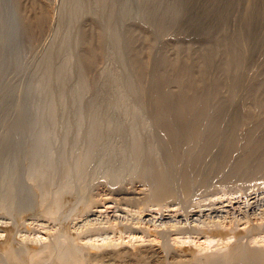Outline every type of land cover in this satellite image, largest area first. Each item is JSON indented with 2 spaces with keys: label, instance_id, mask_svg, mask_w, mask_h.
I'll list each match as a JSON object with an SVG mask.
<instances>
[{
  "label": "rangeland",
  "instance_id": "obj_1",
  "mask_svg": "<svg viewBox=\"0 0 264 264\" xmlns=\"http://www.w3.org/2000/svg\"><path fill=\"white\" fill-rule=\"evenodd\" d=\"M37 1L0 0V249L3 247L2 249L4 252L10 247L14 249V264H26V260L24 259L26 258L29 251L32 253L30 256L33 257L36 264H50L52 259L56 258L55 254H57L60 247H66L72 250L73 258L80 263L82 262L81 259L83 260L84 258L85 260L83 261L85 263L83 262V264H93L92 262L95 260V262H97L99 256H102L101 258L99 257V259L102 260L98 259L100 263L117 264L114 261L109 263L111 260L108 256L111 254H113L111 256H115L116 252H123L125 249L135 250L136 244L137 246L139 244L140 248H136V250H145L146 248L149 249L148 247H150L151 249H155L156 255L155 259H150L148 257L149 259L146 258L145 262H141V264H146V261L147 264H153L154 262L156 264H169L168 262H170V264H173V262L175 264H184L185 262L180 263V260H182L181 258L178 259V257L182 255L181 253L185 254L187 252L188 254L191 253L195 255L194 253L196 250L198 251L200 248L202 255H200V251H198V254H196V259H200H198V264H207L204 262V260L206 259L208 253L214 254L217 250V252L220 250L221 252H225L226 248H230L231 245L233 246L237 242V244H242L249 247H264V116H260L262 114L264 115V107L262 108L259 117L248 118L239 125L241 126L242 124H245L241 126L242 128L238 126L239 129L235 128L237 130L236 132L234 129L239 115L246 111V105L250 104L251 107L255 101L260 104L262 101V104H264V95H262L264 94V76H261L264 75V8L262 7L263 9H261L260 6H251L249 8L248 5L246 6V0H244L245 3L243 0H235L237 3H235L233 0L234 4L232 3V0H225V3L224 0H220L221 2L217 0L218 5H216V0ZM40 3L47 6L45 7V5H43L44 9L43 7L41 9L42 4ZM39 4L41 6H36ZM212 4L215 5L214 10ZM226 5L230 6V8ZM221 6H223L225 10L223 7L221 8ZM32 7H35V9ZM38 9L41 10L38 11ZM46 9L49 11H46ZM43 10L45 17L49 20L48 21L45 18L47 22H42L41 25L44 26V28H42L43 30L41 29V26L39 28L38 26L34 25V20H30L33 23L30 22L31 24L29 25L26 17L29 16L30 19H33L35 16L33 15V12L34 14H36V12L37 14L39 12V14H41V12L43 14ZM48 12H51V14ZM30 13L33 17L30 16ZM46 14L48 16L50 15L49 18ZM218 14L221 16V18L223 17L222 19L224 22L228 18L227 20L229 23L227 20L225 22L226 26L228 25L227 30L233 35L234 38L236 37V45H240H237L239 53H241V58L239 59H243V61L238 60L239 70L237 68V72L240 74V76L239 74L238 76L241 80L239 83L241 84H238V87L236 86L234 88L235 90L233 88L230 89L234 92L232 93L235 96L232 94L234 97H232L231 101L235 99L233 101L235 104L231 102L225 105L224 102L226 103V101H223L221 98L218 100L220 103L216 102L217 100L213 98L211 100L209 98L208 102L210 103H208V108L215 109V111L213 112L214 115L211 114L208 116V118H206L208 121H204L205 125L203 123V125L200 126V130H203V134L201 132L200 139L194 143H188L190 146L187 143L184 145V142H182L183 144H175L174 142L176 141L173 140L174 138L171 139L173 136L169 130H165L166 123L164 118H162L161 115H158L160 114V110L159 112L157 110L158 107L159 109L161 108V104L163 102L162 100L167 97L168 100L166 99V101L168 107H170L169 109L171 110H169L171 114H169V123H171V125L173 124L172 126H175L176 124L174 129L180 127L179 117H177L178 115L176 113L175 115L173 114L175 112L176 103L178 102L176 101L178 100L177 96H179L178 94L181 92V89H179L180 85L175 82L176 77H182L185 80L188 79L186 77L187 75L190 78H194L199 75L200 69L197 70L199 68L198 62H200L201 57L207 54L215 45V42L213 41L216 39V37H214L215 39L213 40L211 39L213 38L214 34L217 33L216 29L220 23L219 19L221 18ZM224 14L227 16L225 17ZM248 21L249 24L247 23ZM206 23L210 24L207 25ZM250 24L251 26H249ZM31 25H34L37 27V29L34 26L31 27ZM32 28L37 31L35 32V30ZM45 29L47 30L45 31ZM205 29L207 32L210 31V35L206 33ZM238 30L244 31V36L243 34H239L240 31L238 32ZM203 31H205V33ZM248 32L250 35L247 34ZM96 35H100V37ZM208 36H211L212 38H209ZM89 37L94 39V42L97 44L94 43L93 45V43H89ZM241 37H243V39ZM92 39H89L90 42L93 41ZM205 39L206 41H204ZM84 40L89 43L88 46ZM95 40H99L101 43ZM202 40L205 42V44L207 43V47L209 44V48L211 47L210 41L212 42L211 45L213 43L214 44L210 49L208 48V50ZM239 40L241 42L244 40L245 41L241 44ZM99 43L101 45H99ZM90 45H93L94 47H91ZM95 47L98 48L96 49ZM92 48L96 52H91L93 51L91 50ZM131 49L133 50L132 52ZM240 49H242V51H240ZM178 52H181L180 57L177 56L179 54ZM182 52L184 55H181ZM187 52L189 53L186 54ZM199 52H202L203 55ZM86 53H88L86 56L87 59H85L86 57L84 56ZM89 53L91 55H89ZM94 53H96V57ZM194 54H196V56ZM136 55L137 57H135ZM188 55L192 58L190 57V59H188ZM91 56L95 58L92 57V59H90ZM138 56H142L144 60L142 57L141 59ZM182 56L187 57L183 59L181 58ZM146 58L149 59L145 61ZM161 58L163 59L161 60ZM94 59L96 60L95 63L93 61ZM134 59H136V62ZM167 59L171 60L168 62ZM192 59L193 61L195 59L194 63L190 62ZM85 60H92L93 62L91 61L92 63L90 64L93 65H87V63L90 61L85 62ZM177 60H179V62ZM140 61H145L149 68H145L143 65L146 64L141 63ZM173 62L184 64L182 68L183 70L181 69L180 73L178 70V76H176L177 70L173 69L172 66V68L170 67ZM240 62H242L244 65L241 66L242 64ZM167 63L172 64L168 65ZM189 63L193 65L191 66ZM167 65L169 70L167 69ZM185 65L186 68H184ZM217 65L218 64L216 62L209 70L211 75L208 73L210 76L208 83L210 86L213 85L215 76L219 77L220 75L219 71H217ZM193 67L195 68V71H198L197 73L195 71H191L194 70ZM159 68L160 70H158ZM143 70L146 74H144ZM165 72H168V75H166ZM256 72H260V75H258ZM162 73L165 75H162ZM216 73L217 75H215ZM254 76L259 81L261 78L263 79L262 82L258 81L259 85H261L263 88L261 86L257 87V90L251 93L253 94V97L251 95L250 98L248 96V92H246L248 91L246 89V84L250 79L255 78ZM166 77H170L169 79L172 81L170 82V80L166 79ZM247 78L249 79L247 80ZM159 79L160 83H158L157 86ZM163 80L166 85L163 83ZM167 80L169 83L166 82ZM161 83H163L165 86H163ZM173 83L177 86L175 87ZM166 86H169L167 87L168 93L164 90ZM159 91L160 93L158 94ZM169 93L172 94L169 96L170 98L167 96ZM222 94L226 95L225 92H222ZM260 95L262 96L260 97ZM158 96L160 98L162 97V100L160 99L161 102L158 100ZM172 99L174 101H172ZM221 101L223 104H221ZM239 101H241L243 104H241ZM152 102L156 104L160 102L161 104L159 103L156 105ZM215 102L217 104H221L218 105V110L221 113L216 112L218 110L217 104L216 107L214 106ZM233 104V108L235 109L231 107ZM173 107L174 109H172ZM218 114H220V120L219 117L217 119ZM221 115L224 118H221ZM157 116H159V118H157ZM171 117L174 121L171 119ZM158 119H160L161 122ZM251 119H253L250 124L251 128L253 127L255 130L253 128L252 130L250 125H248V122L251 121ZM218 120L224 122L223 126L228 123L227 126H225L227 128H223V126H221L222 123ZM225 121H227V123H225ZM244 122L248 123V126ZM210 123L213 125V127L217 126V131L215 130V132H212V129L208 130L210 129ZM219 123L220 130L218 127ZM244 126L249 128L246 127L245 129ZM256 126H259V128ZM166 128H168L167 125ZM225 129L226 132H224ZM246 130L251 131V133ZM239 131H242V133H239ZM163 132L164 134L166 133L167 136L161 134ZM213 133H216L217 135L215 134V136ZM224 133H227V136ZM218 134L219 136L221 135V138L217 137ZM201 137L204 138V140ZM169 138L172 140V142ZM205 139L208 141V143L211 142L210 145H213L214 149L211 146L213 153L209 147V144L205 142ZM222 139L223 142L221 141ZM229 140L231 143H229ZM235 140H237L238 144ZM198 141H200V143ZM173 143L174 145L172 146L174 147L171 148V145L169 144ZM221 143L224 144L222 145ZM193 144L196 145V147H194ZM216 144H218V146ZM247 144L250 145L248 146ZM182 145L185 149L182 147ZM242 146L244 149H242ZM245 146H247V150ZM261 146H263V148ZM186 147L191 152H189L190 157L188 156V159L186 155L188 154V150H186ZM190 147L192 148L189 149ZM234 147H237L238 149L241 148L242 152L237 148L233 150L232 148ZM174 148H176V152H174ZM193 148L196 149L193 150L195 153H192ZM206 148L208 150H205L204 152V149ZM218 149H220V151L222 149V152H220ZM262 149L263 151H261ZM207 151L208 153H206ZM215 151L217 152L216 154ZM223 152H225V154ZM203 153H206L205 157L203 156ZM229 153L232 154V158L229 157ZM178 155L180 156V161H178ZM170 156H172L171 159ZM194 156L197 158V161L195 159L193 160ZM198 156L200 159H198ZM222 156L223 158H221ZM252 156L254 158H252L253 160L251 159ZM201 158L204 159L202 162L200 161L202 160ZM225 158L226 160H224ZM174 159L177 160V162L174 161ZM219 159L222 160H220L221 163ZM239 159L241 161L247 159V164L241 165ZM209 161L211 162L209 163ZM217 161L219 162L217 163ZM236 161H238L240 164H238L239 166L237 165ZM257 161H260V163L263 161L261 163L262 165H259V162ZM191 162H193L194 166L190 165L192 164ZM222 162L225 163L222 164ZM248 162L252 164H248ZM84 163L87 164L85 165ZM151 164H153V167ZM178 164L179 166L177 167ZM182 164H185L186 167ZM211 164L212 166L210 168ZM173 165H175L176 168ZM180 165H182V168ZM227 165L231 167H228ZM246 165H249L248 169ZM195 167L198 168L194 169ZM169 168L171 169L169 170ZM177 168L179 170L176 171ZM236 168L238 169L236 170ZM239 168L242 169L240 170ZM190 170L191 172H189ZM199 170L201 171L199 172ZM229 170L231 171V176L229 175L230 172L228 173ZM195 171H197V173ZM160 172H162V174H160ZM188 172L192 175H189ZM258 172L261 173L258 174ZM174 173L177 176H175ZM184 173L187 176H190V179L187 176L185 177ZM226 173L227 175H225ZM154 174L156 175L154 176ZM158 174L159 177L157 176ZM150 175L154 177L152 178ZM156 176L159 179L160 177L165 178L168 182L167 184L170 186H168L166 189V185L164 188H161L162 192L161 189L159 191V189H157L156 185L154 184L158 183L157 186L160 188L158 181L159 179H155ZM174 176L175 178L173 179ZM232 177L233 179H231ZM191 178L194 179V181H192ZM195 178H197L199 181ZM176 179H178V182L175 181ZM187 179L189 181L191 180L189 182L190 187H192L194 184L196 185H194L192 188H185L186 193H184L185 191H182L184 190V186L182 184ZM202 179H205L203 181L204 183L202 182ZM170 182L172 184L175 183L174 186L177 187L174 188ZM191 184L193 185L191 186ZM189 188L191 191L187 190ZM164 189L166 191L169 190L168 194L170 197L167 195V192ZM177 189L179 191L178 193H181L179 194L180 196L177 195ZM139 190H142L143 192L141 191L140 193ZM128 191L133 192L135 196L131 194L127 195ZM172 192L173 197H171ZM106 193L109 196H107ZM174 196H176V198H174ZM110 197H112V203ZM116 198L118 199L116 200ZM170 198L174 199L171 200ZM128 199H130V201ZM126 201H129V204ZM121 204L124 206V208L121 207ZM111 205L112 207H110ZM140 219L144 220L141 221ZM121 220L122 222H120ZM115 221L116 223H114ZM217 222H219L221 225L219 223L217 224ZM260 225L263 226L262 229L260 228ZM217 227L219 228V232L218 229H215L214 232L213 229ZM211 228L212 230H210ZM222 228H224L225 232ZM231 229L234 230L232 231ZM208 230L210 233L212 232L215 234H210ZM237 230L240 231L238 232ZM255 230H258V232ZM124 231L125 233H123ZM160 231L164 232H161L160 235ZM130 234L131 237L129 236ZM229 234H233V236H229ZM237 235H240V237ZM210 236H214L215 238V240H212L211 242V244H213L211 248H209L210 246L207 247L208 243L206 244L207 239L211 238ZM218 236L220 237L218 238ZM154 237L157 238V240ZM251 237H253V239L256 241H254ZM226 238L228 240L230 238L232 243H230V240L228 241ZM237 238H240V240ZM211 239H213V237ZM221 239L224 241L223 244ZM224 239L227 240L228 244ZM152 240H156L155 245ZM251 240L254 243H252ZM243 241L244 244L242 243ZM167 242L168 244H166ZM131 244L132 246H135L132 247ZM221 244L223 246H228L223 248ZM260 244L263 245L260 246ZM91 245L92 248H94L96 245L94 248L95 250L90 247ZM128 245L132 248L128 247ZM143 245L146 247L144 246V248ZM163 245H165V247ZM198 245H200V247ZM202 245L209 249L207 250V253L204 251V253H206L205 255H203V250L206 248L203 249ZM45 246L47 247V250ZM185 246H187L188 249L187 247L184 248ZM103 247H105V249ZM189 247H191L190 250L193 248V253L191 251L190 253L188 252ZM88 248H91L92 250L89 249V251ZM159 249L160 251L158 252ZM166 249L168 252L165 251ZM185 249L187 251H185ZM55 250H57V252ZM105 250H109L108 252L111 251V254ZM112 250L117 251H115V253L113 251L112 253ZM48 252L54 254L52 258L49 259L50 262L48 260ZM93 252H97L98 255L96 253L94 254ZM102 252L105 253L102 254ZM160 254L165 256V258ZM0 255H2L0 256L1 258H4L3 252H0ZM201 256H204V258H201ZM1 258V264L2 261L3 264H7L4 263L5 259ZM105 258H107L106 260L108 263H105ZM158 258L160 259L158 260ZM103 259L105 262H103ZM167 259L169 260L168 262L166 261ZM201 259L204 263L201 261ZM198 260H194V262L196 261L195 264L198 262ZM239 260L241 263L244 260L242 264L246 263L245 261H247L246 258H242L237 260L235 259L234 261H237V263H233L232 260L231 262L228 261L224 264H241L238 263ZM194 262L186 261L185 264H194ZM217 263L223 264L222 261H218L215 264Z\"/></svg>",
  "mask_w": 264,
  "mask_h": 264
},
{
  "label": "bare ground",
  "instance_id": "obj_2",
  "mask_svg": "<svg viewBox=\"0 0 264 264\" xmlns=\"http://www.w3.org/2000/svg\"><path fill=\"white\" fill-rule=\"evenodd\" d=\"M37 1V0H36ZM192 1V0H191ZM211 1H214V0H211ZM210 1V2H211ZM218 1H220V0H218ZM223 1V0H222ZM228 1V0H227ZM235 1V0H234ZM239 1V0H238ZM242 1V0H241ZM244 1V0H243ZM29 2V1H28ZM204 2V1H203ZM206 2H208V1H206ZM221 2V1H220ZM246 2H247V4H246V6L248 5L249 6V8L251 7V6H260V8L261 9H263L264 8V0H246ZM35 3V2H34ZM37 3H38V1H37ZM188 3V2H187ZM223 3V2H222ZM224 3H225V0H224ZM227 3V2H226ZM229 3H231V2H229ZM232 3H233V0H232ZM235 3H237L236 1H235ZM244 3H245V1H244ZM30 4V3H29ZM40 4H42V3H40ZM36 5V6H41V5ZM192 4V3H191ZM195 4V3H194ZM209 4V3H208ZM220 4V3H219ZM228 4V3H227ZM234 4V3H233ZM232 4V5H233ZM33 5V4H32ZM43 5H45V4H42V6H41V9H42V7H43ZM199 5V4H198ZM202 5H203V3H202ZM213 5V4H212ZM216 5H218L217 4V0H216ZM229 5V4H228ZM245 5V4H244ZM35 6V5H34ZM47 5H45V7H46ZM204 6V5H203ZM206 6V5H205ZM214 6L215 5H213V10H214ZM227 6V5H226ZM230 6H231V4H230ZM230 6H227V7H229L230 8ZM29 7V6H28ZM207 7V6H206ZM211 7V6H210ZM209 7V8H210ZM223 6H221V8H222ZM242 7V6H241ZM263 7V8H262ZM32 8H34L35 9V7H32ZM40 8V7H39ZM218 8H219V6H218ZM218 8H217V10H218ZM31 9V8H30ZM40 9V10H41ZM43 9H44V7H43ZM48 9V8H47ZM46 9V11H49V10H47ZM202 9H203V7H202ZM206 9H208V8H206ZM211 9H212V7H211ZM223 9L225 10V8L223 7ZM239 9V8H238ZM237 9V10H238ZM247 9V8H246ZM259 9V8H258ZM39 9H38V11H40ZM199 10V9H198ZM209 10V9H208ZM250 10V9H249ZM32 11H34V10H32ZM37 11V10H36ZM37 11V12H38ZM235 11V10H234ZM246 11V10H245ZM37 12H36V14H34V12H33V15H35L34 17L33 16H31V13H30V16L31 17H33V19L31 18L30 19V17L28 18V17H26L27 18V20H28V23H29V25L31 24V23H33V22H35L34 23V25H36V26H38L39 28H40V26H41V29L42 28H44V26L43 25H41L42 24V22L44 23V21H46V17H45V13H44V10H43V14H42V12H41V14H37ZM249 12V11H248ZM254 12V11H253ZM29 13V12H28ZM49 14H51V12H48ZM208 13V12H207ZM218 13V12H217ZM220 13H222V12H220ZM224 13V12H223ZM243 13V12H242ZM191 14H192V12H191ZM190 14V15H191ZM201 14V13H200ZM213 14V13H212ZM215 14V13H214ZM260 14V13H259ZM28 15V14H27ZM47 15V14H46ZM198 15V14H197ZM219 15V14H218ZM218 15H216V16H218ZM222 15V14H221ZM230 15V14H229ZM239 15V14H238ZM252 15V14H251ZM48 16V15H47ZM50 16V15H49ZM49 16H48V18H49ZM215 16V17H216ZM220 16V15H219ZM218 16V17H219ZM224 16H225V14H224ZM227 16V15H226ZM225 16V17H226ZM243 16V15H242ZM248 16V15H247ZM192 17V16H191ZM264 17V16H263ZM46 18V19H45ZM209 18V17H208ZM212 18V17H211ZM220 18H221V16H220ZM223 18V17H222ZM221 18V19H222ZM233 18V17H232ZM243 18V17H242ZM190 19V18H189ZM202 19V18H201ZM217 19V18H216ZM219 19V18H218ZM221 19H219L220 20V23H219V21H218V23H219V26H217L218 28L216 29V34H214V36H213V38L211 39V40H213V39H215L214 37H216V39L213 41V42H215V45H214V47H212V45L214 44H212L211 45V41H210V46L212 47H210L211 48V50L207 53V54H205V55H203V53L202 52H199V53H202V57H201V59H200V62H198V65H199V68L197 69V70H199V75L197 76V77H194V78H190L188 75L186 76L188 79H185L184 80V78H182V77H176V81H175V79H174V81L175 82H177L179 85H180V88L179 89H181L179 92H180V94H178L179 96H177L178 97V100H176V101H178L177 103H176V107H175V112H174V110H173V114L175 115V113L178 115L177 117H179V122H180V124H179V126L180 127H178V128H176V129H174L175 128V126H176V124H175V126H172L171 125V123H169V119H170V116H169V114H170V107H168V104H167V101H166V99L168 100V98L166 97V94H165V99H161L159 96H158V100H162L163 102H162V104L160 103L161 102V100H160V104H161V108L159 109V107H158V112H159V110H160V114H158V115H161L162 116V118H164V120H165V123H166V125L168 126V128H166V125H165V130H169V132L171 133V135L173 136H171L172 138L171 139H173L174 141H176V142H174L175 144L176 143H182V142H184V145H186L185 143H194V142H196L197 140H199L200 139V136H201V132L203 131H201L200 130V126H202L203 125V123H204V121L206 120V118H208V116L209 115H214L213 114V112L215 111V109H209L208 108V103H210V102H208V100H209V98H210V100L213 98V99H215V100H217L216 102H218V100L221 98L223 101L225 100L226 101V103L224 102V104L226 105V104H229V103H231V102H233V101H231L232 100V97H234L235 95L233 94L234 92L233 91H231L230 89H234L236 86L238 87V84H241V83H239L241 80L239 79V76H240V74H239V72H237V68H238V60L240 61L241 59H239V58H241V53H239V49H238V47H237V45H236V42H235V40H236V37L234 38L233 37V35L231 34V33H229V31L227 30L228 28V25L226 26V20L228 19H226L225 20V22L223 21V19H222V21H221ZM247 19V18H246ZM254 19V18H253ZM262 19V18H261ZM30 20H34L33 22H31ZM48 20V19H47ZM204 20V19H203ZM234 20V19H233ZM248 20V19H247ZM246 20V21H247ZM260 20V19H259ZM49 21V20H48ZM243 21V20H242ZM27 22V21H26ZM31 22V23H30ZM47 22V21H46ZM227 22H228V20H227ZM235 22V21H234ZM253 22V21H252ZM255 22V21H254ZM27 23V24H28ZM201 23V22H200ZM214 23V22H213ZM229 23V22H228ZM236 23V22H235ZM248 24H249V21L247 22ZM46 24V23H45ZM48 24V23H47ZM207 24V23H206ZM210 24V23H209ZM209 24H207V25H209ZM212 24V23H211ZM238 24V23H237ZM257 24V23H256ZM255 24V25H256ZM34 25H31V27L32 26H34ZM49 25V24H48ZM217 25V24H216ZM199 26V25H198ZM212 26V25H211ZM211 26H207V27H211ZM230 26V25H229ZM246 26H248V25H246ZM249 26H251V24L249 25ZM28 27V26H27ZM30 27V28H31ZM35 27V26H34ZM45 27H46V25H45ZM196 27V26H195ZM239 27V26H238ZM36 29H37V27H35ZM199 28H200V26H199ZM216 28V27H215ZM248 28V27H247ZM253 28V27H252ZM33 29V28H32ZM40 29V30H41ZM208 29H210V28H208ZM263 29V28H262ZM33 30H35V29H33ZM39 30V31H40ZM43 30V29H42ZM41 30V31H42ZM47 29H45V31H46ZM200 30H202V29H200ZM206 30V29H205ZM212 30V29H211ZM213 30H214V28H213ZM230 30V29H229ZM245 30V29H244ZM249 30V29H248ZM250 30H251V27H250ZM37 30H35V32H36ZM197 31V30H196ZM209 31V30H208ZM235 31V30H234ZM240 30H238V32H239ZM30 32H32V31H30ZM198 32V31H197ZM204 33H205V31H203ZM237 32V33H238ZM253 32V31H252ZM39 33V32H38ZM37 33V34H38ZM88 33V32H87ZM86 33V34H87ZM98 33V32H97ZM206 33L208 34V35H210V31L209 32H207V30H206ZM215 33V32H214ZM234 33V32H233ZM244 31H240L239 32V34H243V36H244ZM262 33V32H261ZM90 34V33H89ZM212 34V33H211ZM247 34H249V32L247 33ZM93 35V34H92ZM95 35V34H94ZM206 35V34H205ZM205 35H203V36H205ZM246 35V34H245ZM250 35V34H249ZM85 36V35H84ZM84 36H82V37H84ZM96 36H99L100 37V35H96ZM95 36V37H96ZM207 36V35H206ZM248 36V35H247ZM260 36V35H259ZM264 36V35H263ZM102 37V36H101ZM209 37V36H208ZM209 37V38H210ZM249 37V36H248ZM85 38V37H84ZM94 38V37H93ZM98 38V37H97ZM135 38V37H134ZM202 38V37H201ZM242 39H243V37H241ZM89 39H92V38H88V42L89 43H93V45H94V43H96V42H94V39H92L93 41H91L90 42V40ZM101 39V38H100ZM99 39V40H100ZM139 39V38H138ZM137 39V40H138ZM237 39H238V37H237ZM241 39V40H242ZM82 40H83V38H82ZM99 40H95V41H98V42H100ZM145 40V39H144ZM248 40V39H247ZM85 42H86V40H84ZM102 41V40H101ZM203 41V40H202ZM201 41V42H202ZM204 41H206V39L204 40ZM203 41V42H204ZM209 41H208V43H209ZM240 41V40H239ZM245 41V40H244ZM244 41H242L243 43H244ZM241 42V41H240ZM242 42H241V44H242ZM87 43V42H86ZM89 43H87V46L89 45ZM101 43V42H100ZM99 43V45H101ZM133 43V42H132ZM137 43V42H136ZM239 43V42H238ZM97 44V43H96ZM207 44V43H206ZM205 44V42H204V45H206ZM240 44V43H239ZM93 45H90L91 47L93 46ZM136 45V44H135ZM149 45V44H148ZM147 45V46H148ZM89 46V47H90ZM238 46H240V45H238ZM94 47V46H93ZM203 47V46H202ZM205 47H207V45L205 46ZM205 47H203V48H205ZM96 49L98 48V47H95ZM132 48V47H131ZM134 48V47H133ZM137 48V47H136ZM147 48H149V47H147ZM209 48V44H208V47H207V49ZM209 48V49H210ZM240 48V47H239ZM89 49V48H88ZM208 49V50H209ZM243 49H245V48H243ZM91 50H93V51H91V52H96V51H94V49L92 48ZM138 50V49H137ZM143 50V49H142ZM246 50V49H245ZM133 50L131 49V52H132ZM139 51V50H138ZM137 51V52H138ZM240 51H242V49H240ZM90 52V51H89ZM131 52H130V54H131ZM146 52V51H145ZM186 52V51H185ZM204 52L206 53V51L204 50ZM144 53V52H143ZM142 53V54H143ZM147 53V52H146ZM179 53V52H178ZM181 53V52H180ZM180 53L177 55V56H179L180 57ZM189 52H187L186 54H188ZM246 53V52H245ZM87 54L88 53H86L84 56L86 57L87 56ZM98 54H99V52H98ZM135 54V53H134ZM133 54V55H134ZM150 54H152V53H150ZM89 55H91L90 53H89ZM93 55V54H92ZM94 55H95V57H96V53H94ZM139 55H141V54H139ZM176 55V54H175ZM181 55H184L183 54V52H182V54ZM190 55H191V53H190ZM195 56H196V54H194ZM201 55V54H200ZM199 55V56H200ZM146 56V55H145ZM148 56H149V53H148ZM192 56V55H191ZM190 56V57H191ZM199 56H197V57H199ZM242 56H244V55H242ZM89 57V56H88ZM92 57L93 56H91V58L90 59H92ZM95 57H93V58H95ZM135 57H137V55L135 56ZM134 57V58H135ZM138 57H140V56H138ZM142 57V56H141ZM140 57V58H141ZM147 57V56H146ZM178 57V58H179ZM185 57H187V56H182L181 58H185ZM188 57H189V55H188ZM190 57L188 58V59H190ZM99 58V57H98ZM139 58V59H140ZM143 58V57H142ZM141 58V59H142ZM168 58V57H167ZM174 58V57H173ZM178 58H175V59H178ZM180 58V59H181ZM192 58V57H191ZM196 58V57H195ZM85 59H87V57L85 58ZM132 59V58H131ZM149 58H146V60L145 61H147ZM163 58H161V60H162ZM179 59V60H180ZM198 59V58H197ZM196 59V60H197ZM96 60H97V58H96ZM95 59L93 60L94 61V63H95V61H96ZM136 59H134V61H135ZM143 60H144V58H143ZM168 60V59H167ZM169 60H171V59H169ZM169 60H168V62H169ZM173 60V59H172ZM179 60H177L178 62H179ZM182 60V59H181ZM84 61V60H83ZM88 61H90V62H88ZM85 60V62H88L87 63V65H89L90 63H92L93 61L92 60ZM92 61V62H91ZM98 61V60H97ZM145 61H140L141 63H144V64H146L145 63ZM174 61H176V60H174ZM183 61V60H182ZM181 61V62H182ZM186 61H188V60H186ZM192 61H193V59H192ZM192 61H190L191 63H194L195 62V59H194V61L192 62ZM198 61H199V59H198ZM241 61H243V59L241 60ZM136 62V61H135ZM138 62V61H137ZM171 62V61H170ZM217 62V66H218V68H217V71H219V77H217V76H215V75H217V73L214 75L215 76V80H214V83H213V85H211L210 86V84L208 83V81H209V75H208V73H209V70L214 66V64ZM245 62V61H244ZM133 63V62H132ZM139 63V62H138ZM241 64H242V62H240ZM148 64H149V62H148ZM168 65H170V64H172V63H167ZM184 64H185V61H184ZM184 64H180V63H177V62H173V64L172 65H170V67L172 66L173 67V69H176L177 70V75L176 76H178V70H179V73H180V71H181V69L183 68V66H184ZM187 64V63H186ZM190 64V63H189ZM197 64V63H196ZM90 65H93V64H90ZM89 65V66H90ZM95 65V64H94ZM135 65V64H134ZM137 65V64H136ZM139 65V64H138ZM147 65V64H146ZM146 65H143V66H145V68H147L148 67V65L146 66ZM168 65H167V69H168ZM191 66L193 65V64H190ZM244 64H242L241 66H243ZM150 66V65H149ZM165 66H166V64H165ZM195 66V65H194ZM197 66V65H196ZM239 66H240V64H239ZM264 66V65H263ZM171 67V68H172ZM198 67V66H197ZM138 68V67H137ZM140 68V67H139ZM149 68V67H148ZM166 68V67H165ZM170 68V69H171ZM184 68H186V65H185V67ZM194 68V67H193ZM242 68V67H241ZM142 69V68H141ZM143 69H144V67H143ZM172 69V70H173ZM216 69V68H215ZM245 69V68H244ZM145 70H147V69H145ZM158 70H160V68L158 69ZM169 70V69H168ZM167 70V71H168ZM172 70H170V71H172ZM175 70V71H176ZM183 70V69H182ZM186 70V69H185ZM190 70V69H189ZM195 71V68H194V70H191V71H195L196 73L198 72V71ZM238 70H239V68H238ZM241 70H243V69H241ZM138 71H139V69H138ZM141 71V70H140ZM148 71V70H147ZM175 71H174V73H175ZM143 72H144V70H143ZM162 72V71H161ZM212 72H213V69H212ZM139 73H142V72H139ZM157 73V72H156ZM168 73V72H167ZM166 72H165V74L166 75H168ZM181 73H183V72H181ZM187 73V72H186ZM190 73H192V72H190ZM257 73V72H256ZM260 73V72H259ZM259 73H257L258 75H260ZM137 74V73H136ZM144 74H146L145 72H144ZM164 73H162V75H163ZM164 74V75H165ZM173 74V73H172ZM185 74V73H184ZM194 74V73H193ZM210 74V73H209ZM214 74V73H213ZM238 74H239V76H238ZM262 74V73H261ZM160 75V74H159ZM183 75V74H182ZM196 75V74H195ZM195 75H193V76H195ZM211 75V74H210ZM257 75V76H258ZM142 76V75H141ZM145 76V75H144ZM183 76H185V75H183ZM192 76V77H193ZM246 76V75H245ZM248 76V75H247ZM250 76V75H249ZM253 76V75H252ZM261 76H264V75H261ZM157 77V76H156ZM160 77H162V76H160ZM159 77V78H160ZM165 77V76H164ZM175 77V76H174ZM173 77V78H174ZM185 77V78H186ZM255 77V76H254ZM170 78V77H169ZM169 78H167L166 77V79H169ZM171 78H172V75H171ZM178 78V79H177ZM212 78V77H211ZM214 78V77H213ZM252 78V77H251ZM259 78H261V77H259ZM258 78V79H259ZM156 79V78H155ZM160 79H162V78H160ZM160 79L158 80L159 82H157V86H158V83H160ZM249 78H247V80H248ZM170 80V79H169ZM213 80V79H212ZM262 78H261V82H262ZM172 80H170V82H171ZM259 80H257V78L255 77V78H252V79H250L249 80V82L246 84V89L248 90V91H246V92H248V96L250 97L251 95H252V97H253V94H251V93H253V92H255L256 90H257V87H259V86H261V85H259V82H258ZM162 82V81H161ZM166 82H168V80L166 81ZM212 82V81H211ZM246 82V81H245ZM163 83L165 84V82H164V80H163ZM163 83H161L162 85H163ZM169 83V82H168ZM168 83H167V85H168ZM174 84V83H173ZM212 84V83H211ZM245 84V83H244ZM262 84V83H261ZM160 85V84H159ZM161 85V86H162ZM166 85V84H165ZM165 85H163V86H165ZM171 85H172V83H171ZM175 85V84H174ZM243 85V84H242ZM170 86V85H169ZM169 86H166V88H164V90L167 92V87H169ZM177 85H175V87H176ZM264 86V85H263ZM262 87V86H261ZM158 88V87H157ZM161 88V87H160ZM223 88V89H222ZM243 88V87H242ZM244 88H245V86H244ZM263 88V87H262ZM142 89V88H141ZM176 90H178L177 88H175ZM240 89V88H239ZM260 89V88H259ZM164 90H162V91H164ZM169 90V89H168ZM171 90V89H170ZM222 90H224V91H222ZM235 90V89H234ZM261 90V89H260ZM175 91V90H174ZM173 91V92H174ZM238 91V90H237ZM245 91V90H244ZM244 91H242V92H244ZM263 91V90H262ZM172 92V93H173ZM178 92V93H179ZM222 92H225L226 93V95H223L222 94ZM233 92V93H232ZM259 92V91H258ZM160 93V91L158 92V94ZM161 93H163V92H161ZM165 93V92H164ZM168 93V92H167ZM171 93V92H170ZM169 93V95H167L168 97L170 96V95H172V94H170ZM238 93V92H237ZM240 93V92H239ZM260 93V92H259ZM264 93V92H263ZM146 94V93H145ZM144 94V95H145ZM151 94V93H150ZM155 94V93H154ZM232 94L234 95V96H232ZM246 94V93H245ZM256 94H257V92H256ZM174 95H177V94H174ZM237 95V94H236ZM259 95V94H258ZM257 95V96H258ZM262 95H264V94H262ZM262 95H260V97L262 96ZM154 96V95H153ZM162 96H163V94H162ZM245 96V95H244ZM172 97V96H171ZM175 97V96H174ZM189 99H188V98ZM238 97H239V95H238ZM241 97V96H240ZM243 97V96H242ZM247 97V96H246ZM245 97V98H246ZM249 97H248V99H249ZM147 98V97H146ZM164 98V97H163ZM170 98V97H169ZM187 98V99H186ZM236 98H237V96H236ZM251 98V97H250ZM255 98V97H254ZM152 99H154V98H152ZM156 99V100H157ZM175 99V98H174ZM186 99V100H185ZM242 99V98H241ZM240 99V100H241ZM244 99V98H243ZM156 100H155V102H156ZM157 100V101H158ZM246 100V99H245ZM251 100V99H250ZM259 100H260V98H259ZM259 100H258V102H259ZM263 100H264V98H263ZM154 101V100H153ZM172 101H174L173 99H172ZM213 101V100H212ZM211 101V102H212ZM238 101V100H237ZM241 101H243V100H241ZM241 101H239V102H241ZM215 102V107H216V103ZM152 103H154V102H152ZM157 103V102H156ZM156 103H154V104H156ZM158 103V104H159ZM168 103H170V102H168ZM218 103H220V102H218ZM234 103V102H233ZM248 103V102H247ZM246 103V104H247ZM158 104H156V105H158ZM214 104V103H213ZM212 104V105H213ZM221 104H223L222 103V101H221ZM221 104H217V110H218V105H221ZM235 104V103H234ZM234 104L233 105H231V107L233 108V106H234ZM237 104V103H236ZM241 104H243L242 102H241ZM245 104V103H244ZM249 104V103H248ZM224 106V105H223ZM222 106V107H223ZM248 106V107H247ZM154 107H155V105H154ZM172 107V106H171ZM230 107V106H229ZM264 107V104H262V101H261V104L260 103H257V101H255V103H253V105L250 107V104L249 105H246L245 106V108H247V109H245L246 111H244L242 114H240L239 115V118H238V120H237V122H236V124H235V126H234V129L235 128H238V126L244 121V120H246V119H248V118H251V117H254V118H257V117H259V115L261 114L260 112H261V110H262V108ZM214 108V107H213ZM238 108V107H237ZM236 108V109H237ZM172 109H174V107L172 108ZM220 109H221V107H220ZM233 109H235V108H233ZM170 110V111H169ZM222 110H223V108H222ZM221 110V111H222ZM227 110H228V108H227ZM243 110V109H242ZM156 111V110H155ZM229 111H230V109H229ZM239 111V110H238ZM217 113L219 112V113H221L219 110L218 111H216ZM172 114V115H173ZM226 114H228V113H226ZM230 114H231V112H230ZM171 115V114H170ZM220 114H218L217 115V119H218V117H219V120H220V116H219ZM260 116H264L263 114L262 115H260ZM211 117V116H210ZM226 117V116H225ZM228 117H229V115H228ZM157 118H159V116H157ZM221 118H224V117H222V115H221ZM264 118V117H263ZM161 119V118H160ZM160 119H158L159 121H160ZM171 119L173 120V118L171 117ZM226 119V118H225ZM234 119V118H233ZM259 119V118H258ZM216 120V119H215ZM218 120V121H219ZM222 120H224V119H222ZM252 120L253 119H251V121H249L248 123H246V122H244V123H246V125L248 124V125H250L251 124V122H252ZM262 120V119H261ZM156 121V120H155ZM174 121V120H173ZM206 121H208V119L206 120ZM218 121H216V122H218ZM255 121V120H254ZM161 122V121H160ZM164 122V121H163ZM172 122V121H171ZM178 122V123H179ZM213 122H214V120H213ZM219 122H221V121H219ZM235 122V121H234ZM233 122V123H234ZM263 122V121H262ZM159 123V122H158ZM174 123V122H173ZM222 123V125L221 126H223V121L221 122ZM225 123H227V121H225ZM255 123V122H254ZM253 123V124H254ZM260 123H261V121H260ZM161 124H163V123H161ZM207 124V123H206ZM228 124V123H227ZM227 124L225 125V126H227ZM258 124V123H257ZM158 125V124H157ZM204 125H205V123H204ZM243 125H245V124H242L241 126H243ZM247 125V126H248ZM259 125V124H258ZM190 126H192V127H190ZM225 126H223V128L225 127ZM241 126H239L240 128H242ZM246 126V127H247ZM262 126V125H261ZM162 127V126H161ZM164 127V126H163ZM210 129H208V130H211L212 129V132H215V130H216V128H217V126L216 127H213V125L210 123ZM219 130H220V123H219ZM245 127V126H244ZM243 127V128H244ZM246 127H245V129H246ZM256 127H258L259 128V126H256ZM156 128V127H155ZM190 128H191V130H190ZM225 128H227V127H225ZM229 128V127H228ZM247 128H249V127H247ZM250 128H251V125H250ZM253 128V127H252ZM251 128V129H252ZM261 128H263V127H261ZM239 129V128H238ZM250 129V130H251ZM254 130H255V128H253ZM252 129V130H253ZM161 130V129H160ZM163 130V129H162ZM205 130V129H204ZM223 130V129H222ZM241 130V129H240ZM244 130V129H243ZM164 131V130H163ZM217 131V130H216ZM228 131H229V129H228ZM227 131V132H228ZM237 130L235 129V132H236ZM246 131H248V130H246ZM206 132H207V130H206ZM224 132H226V129H225V131ZM230 132V131H229ZM242 133V131H239V133ZM248 132H250L251 133V131H248ZM161 134H164V132L163 133H161ZM202 134H203V132H202ZM207 134V133H206ZM210 134H211V132H210ZM214 134V133H213ZM216 134V133H215ZM214 134V135H215ZM224 134H226V136H227V133H224ZM248 134V133H247ZM246 134V135H247ZM167 136V134L165 133L164 134V136ZM169 135V134H168ZM217 135V134H216ZM215 135V136H216ZM229 135V134H228ZM237 135V134H236ZM249 135V134H248ZM251 135V134H250ZM254 135V134H253ZM203 136H205V135H203ZM221 136V135H220ZM219 136V134H218V136L217 137H220ZM169 137H170V135H169ZM209 137V136H208ZM213 137V136H212ZM222 137H223V135H222ZM237 137V136H236ZM202 138V137H201ZM214 138V137H213ZM221 138V137H220ZM219 138V139H220ZM224 138V137H223ZM227 138V137H226ZM254 138V137H253ZM170 139V138H169ZM170 139V141L172 142V140ZM203 140H204V138H202ZM208 139V138H207ZM236 139V138H235ZM237 139H239V138H237ZM163 140H164V138H163ZM165 140H166V137H165ZM168 140V139H167ZM214 140V139H213ZM225 140V139H224ZM249 140V139H248ZM252 140V139H251ZM255 140V139H254ZM169 141V140H168ZM202 141V140H201ZM211 141V140H210ZM209 141V142H210ZM216 141V140H215ZM218 141V140H217ZM222 142H223V139L221 140ZM236 141V143H237V140H235ZM136 142V141H135ZM167 142V141H166ZM199 143H200V141H198ZM205 142H207L208 143V141H206V139H205ZM225 142V141H224ZM168 143V142H167ZM174 143L173 144H169V145H171V148L172 147H174V146H172V145H174ZM206 143V144H207ZM211 143V142H210ZM210 143H208L209 144V147L211 148V146H212V148H213V145L211 144L210 145ZM229 143H231V141L229 140ZM235 143V144H236ZM241 143V142H240ZM248 143V142H247ZM251 143V142H250ZM135 144V143H134ZM183 144V143H182ZM205 144V145H206ZM222 144V143H221ZM224 144V143H223ZM222 144V145H223ZM238 144V143H237ZM236 144V145H237ZM255 144V143H254ZM138 145H139V143H138ZM179 145H181V144H179ZM189 145V144H188ZM187 145V146H188ZM194 145V144H193ZM201 145V144H200ZM215 145V144H214ZM217 146H218V144H216ZM221 145V146H222ZM231 145H233V144H231ZM248 146L250 145V144H247ZM141 146V145H140ZM176 146V145H175ZM178 146V145H177ZM190 146V145H189ZM188 146V147H189ZM192 146V145H191ZM202 146V145H201ZM217 146H215V147H217ZM219 146H220V143H219ZM170 147V146H169ZM180 147V146H179ZM182 147H183V145H182ZM194 147H196V145H194ZM203 147H206V146H203ZM202 147V148H203ZM208 147V148H209ZM230 147V146H229ZM243 147V146H242ZM246 147V150H247V146H245ZM262 148H263V146H261ZM93 148V147H92ZM91 148V149H92ZM184 148V147H183ZM192 147H190L189 149H191ZM199 148H200V146H199ZM212 148H211V151H212V153H213V150H212ZM220 148V147H219ZM228 148V147H227ZM235 148H237V147H234V148H232L233 150H235ZM89 149V148H88ZM135 149H136V147H135ZM140 149H141V147H140ZM175 149V151L174 152H176V148H174ZM173 149V150H174ZM181 149V148H180ZM185 149V148H184ZM214 149V148H213ZM216 149V148H215ZM223 149V148H222ZM222 149H221V151H220V149H218L220 152H222ZM228 149H230V148H228ZM231 149V150H232ZM238 149V148H237ZM242 149H244V147L242 148ZM249 149V148H248ZM251 149V148H250ZM261 149V148H260ZM171 150V149H170ZM172 150V151H173ZM186 150H188L187 149V147H186ZM193 150H196V149H192V153L194 152ZM200 150V149H199ZM205 150H208L207 148L206 149H204V152H205ZM210 150V149H209ZM225 150H227V149H225ZM238 150H240L241 151V148L240 149H238ZM88 151V150H87ZM137 151V150H136ZM182 151H183V149H182ZM202 151V150H201ZM217 151V150H216ZM215 151V154L218 152H216ZM228 151V150H227ZM237 151V150H236ZM244 151V150H243ZM256 151V150H255ZM261 151H263V149L261 150ZM260 151V152H261ZM171 152V151H170ZM173 152V153H174ZM178 152H179V149H178ZM186 152V151H185ZM189 152H190V150H188V154H186L187 155V159L190 157L189 156ZM203 152V151H202ZM202 152H199V153H202ZM233 153H235L234 151H232ZM242 152V151H241ZM182 153V152H181ZM187 153V152H186ZM191 153V152H190ZM195 153V152H194ZM206 153H208V151L206 152ZM205 153V154H206ZM219 153V152H218ZM224 154H225V152H223ZM261 153H263V152H261ZM170 154V153H169ZM204 154V153H203ZM205 154L203 155L204 157H205ZM211 154V153H210ZM220 154V153H219ZM230 154V153H229ZM90 155V154H89ZM172 155V154H171ZM174 155H175V153H174ZM192 155H194V154H192ZM197 155V154H196ZM200 155V154H199ZM221 155V154H220ZM243 155H245V154H243ZM247 155V154H246ZM253 155V154H252ZM256 155V154H255ZM189 156V157H188ZM217 156V155H216ZM224 156V155H223ZM223 156L221 157V158H223ZM232 156V154H230V156L229 157H231ZM167 157V156H166ZM171 157L172 156H170V159H171ZM175 157H177V156H175ZM192 157V156H191ZM202 157V156H201ZM203 157V158H204ZM226 157V156H225ZM237 157V156H236ZM246 157V156H245ZM245 157H243V158H245ZM86 158H87V156H86ZM174 158V157H173ZM173 158H172V161H173ZM180 158V156L178 155V159ZM182 158V157H181ZM186 158V157H185ZM211 158V157H210ZM220 158V157H219ZM232 158V157H231ZM253 158V156L251 157V159ZM261 158H262V156H261ZM139 159V158H138ZM137 159V160H138ZM142 159V158H141ZM177 159V158H176ZM177 159V160H178ZM183 159V158H182ZM181 159V160H182ZM196 160L197 158H195V156L193 157V160ZM198 159H200L199 158V156H198ZM202 159V158H201ZM208 159V158H207ZM250 159V158H249ZM250 159V160H251ZM254 159V158H253ZM252 159V160H253ZM177 160H175L174 159V161H176L177 162ZM192 160V161H193ZM204 159H202V160H200L201 162L203 161ZM215 160V159H214ZM221 159H219V161H220ZM224 160H226V158L224 159ZM227 160H228V155H227ZM240 160V159H239ZM247 160V159H246ZM245 159L244 160H240V162H241V165H245V164H247V161H246ZM85 161V160H84ZM141 161V160H140ZM170 161V160H169ZM178 161H180V159L178 160ZM183 161V160H182ZM190 161H191V159H190ZM189 161V162H190ZM197 161V160H196ZM207 161V160H206ZM212 161V160H211ZM211 161H209V163L211 162ZM219 161H217V163L219 162ZM222 161V160H221ZM221 161H220V163H221ZM81 162H83V161H81ZM81 162H79V163H81ZM138 162V161H137ZM136 162V163H137ZM187 162V161H186ZM199 162V161H198ZM197 162V163H198ZM225 162H227V161H225ZM225 162H222V164L223 163H225ZM230 162H231V160H230ZM250 162H252V161H250ZM256 162V161H255ZM257 162H259L258 164L260 165L263 161H261V163H260V161H257ZM192 164H190V165H192V166H194L193 165V162H191ZM195 163V162H194ZM213 163H215V162H213ZM212 163V164H213ZM216 163V164H217ZM236 163H237V165L239 164L238 163V161H236ZM85 164V163H84ZM87 164V163H86ZM85 164V165H86ZM140 164H141V162H140ZM143 164V163H142ZM170 164H171V162H170ZM173 164H174V162H173ZM188 164V163H187ZM201 164V163H200ZM212 164L210 165V168H211V166H212ZM229 164V163H228ZM248 164H252V163H249L248 162ZM146 165V164H145ZM153 164H151V166H152ZM172 165V164H171ZM176 165V164H175ZM175 165H173V166H175ZM182 165H184L185 167H186V165L185 164H182ZM182 165H180V167L182 166ZM205 165H206V162H205ZM230 165V164H229ZM240 165V164H239ZM238 165V166H239ZM262 165V164H261ZM139 166V165H138ZM137 166V167H138ZM158 166V165H157ZM179 166V164L177 165V167ZM192 166H191V168H192ZM203 166V165H202ZM218 166V165H217ZM225 166V165H224ZM228 166V165H227ZM249 166V165H248ZM248 166L246 165V167H247V169H248ZM80 167V166H79ZM145 167V166H144ZM149 167V166H148ZM147 167V168H148ZM153 167V166H152ZM188 167V166H187ZM213 167H215V166H213ZM219 167H220V165H219ZM223 167V166H222ZM228 167H231V166H228ZM243 167V166H242ZM245 167V166H244ZM258 167V166H257ZM264 167V166H263ZM73 168V167H72ZM81 168V167H80ZM141 168V167H140ZM139 168V169H140ZM151 168V167H150ZM172 168H174V167H172ZM175 168H176V166H175ZM182 168V167H181ZM190 168V169H191ZM196 168H198V167H195L194 169H196ZM251 168V167H250ZM253 168V167H252ZM260 168V167H259ZM69 169V168H68ZM82 169H83V167H82ZM85 169V168H84ZM138 169V168H137ZM146 169V168H145ZM156 169V168H155ZM154 169V170H155ZM171 168H169V170H170ZM189 169V168H188ZM188 169H186V170H188ZM200 169V168H199ZM203 169V168H202ZM222 169V168H221ZM223 169H224V167H223ZM235 169V168H234ZM238 168H236V170H237ZM240 169V168H239ZM242 169V168H241ZM240 169V170H241ZM244 169V168H243ZM257 169V168H256ZM261 169V168H260ZM67 170V169H66ZM71 170V169H70ZM73 170V169H72ZM76 170V169H75ZM165 170H167V169H165ZM177 170H179L178 168L176 169V171ZM181 170V169H180ZM183 170V169H182ZM192 170V169H191ZM191 170L189 171V172H191ZM225 170V169H224ZM228 170V169H227ZM253 170V169H252ZM252 170H251V172H252ZM74 171V170H73ZM82 171V170H81ZM84 171V170H83ZM149 171H152V170H149ZM158 171V170H157ZM194 171V170H193ZM201 170H199V172H200ZM248 171V170H247ZM255 171V170H254ZM75 172V171H74ZM77 172V171H76ZM142 172H143V170H142ZM148 172V171H147ZM188 172V173H189ZM196 173H197V171H195ZM230 172V176H231V171L229 170L228 171V173ZM242 172V171H241ZM256 172H257V170H256ZM78 173V172H77ZM144 173V172H143ZM153 173H154V171H153ZM156 173V172H155ZM157 173H159V172H157ZM187 173V174H188ZM195 173V174H196ZM202 173H203V171H202ZM208 173V172H207ZM261 173V172H260ZM259 172H258V174H260ZM76 174V173H75ZM138 174V173H137ZM147 174V173H146ZM160 174H162V172H160ZM164 174V173H163ZM185 174V173H184ZM200 174V173H199ZM204 174V173H203ZM148 175V174H147ZM153 175V174H152ZM156 174H154V176H155ZM164 175H166V174H164ZM168 175V174H167ZM170 175V174H169ZM174 175H175V173H174ZM181 175V174H180ZM189 175H192V174H190L189 173ZM207 175V174H206ZM224 175V174H223ZM225 175H227V173L225 174ZM225 175H224V177H225ZM228 175V176H229ZM232 175H233V173H232ZM237 175V174H236ZM151 176V175H150ZM153 176V177H154ZM158 177H159V174L157 175ZM156 176V178L155 179H159L158 177ZM161 176V175H160ZM175 176H177V175H175ZM175 176L173 177V179L175 178ZM178 176H179V174H178ZM183 176V175H182ZM187 175L185 174V177H186ZM201 176H204V175H201ZM234 176V175H233ZM152 177V176H151ZM152 177V178H153ZM164 177V176H163ZM171 177V176H170ZM184 177V176H183ZM188 178L190 177V176H187ZM194 177H195V175H194ZM197 177V176H196ZM199 177H200V175H199ZM227 177V176H226ZM249 177V176H248ZM252 177H254V176H252ZM151 178V179H152ZM172 178V177H171ZM177 178V177H176ZM198 178V177H197ZM197 178H195V179H197ZM201 178V177H200ZM203 178V177H202ZM205 178V177H204ZM186 179V178H185ZM190 179V178H189ZM192 179V178H191ZM199 179V178H198ZM197 179V180H198ZM231 179H233V177L231 178ZM156 180V181H157ZM172 180V179H171ZM178 179H176L175 181H177ZM181 180V179H180ZM184 180V179H183ZM183 180H182V182H183ZM201 180V179H200ZM205 180V179H204ZM203 179H202V182L204 181ZM242 180V179H241ZM154 181V180H153ZM152 181V182H153ZM159 181V187L160 188H158V186H157V184L156 183H154L155 185H156V187H157V189H159V191H160V189L161 188H164L166 185V189H167V187L168 186H170V185H168L167 183V181H166V179L165 178H162V177H160V179L158 180ZM169 181V180H168ZM191 181V180H190ZM188 179L187 180H185L184 182H183V186H184V190H182V191H185L184 193H186V189L185 188H188V187H190V182ZM192 181H194V179H192ZM199 181V180H198ZM208 181V180H207ZM229 181V180H228ZM245 181V180H244ZM172 182V181H171ZM170 182V183H171ZM174 182V181H173ZM178 182V181H177ZM179 182H181V181H179ZM181 182V183H182ZM225 182V181H224ZM230 182H232V181H230ZM243 182V181H242ZM192 183V182H191ZM196 183H197V181H196ZM200 183V182H199ZM204 183V182H203ZM236 183V182H235ZM238 183L240 184V182L238 181ZM66 184H68V183H66ZM172 184V183H171ZM42 185H43V183H42ZM154 185V186H155ZM173 186L175 185V183L174 184H172ZM171 185V186H172ZM177 185V184H176ZM182 185H181V187H182ZM193 184H191V186H192ZM194 185H196V184H194ZM193 185V186H194ZM200 185V184H199ZM192 186V187H193ZM42 187V186H41ZM177 186H174V188H176ZM192 187H190V188H192ZM203 187V186H202ZM206 187V186H205ZM43 188V187H42ZM154 188V187H153ZM171 188V187H170ZM169 188V189H170ZM190 188L189 189H187L188 191H191L190 190ZM197 188H199V187H197ZM127 189V188H126ZM129 189V188H128ZM172 189H173V187H172ZM181 189V188H180ZM194 189H195V187H194ZM119 190H121V189H119ZM155 190V189H154ZM165 190V189H164ZM163 190V191H164ZM124 191V190H123ZM137 191V190H136ZM140 191V190H139ZM142 191V190H141ZM141 191H140V193H141ZM159 191H156V192H159ZM166 191V190H165ZM164 191V192H165ZM169 191V190H168ZM168 191H166L167 192V195L169 196V192ZM177 191V193L179 192L178 191V189L176 190ZM194 191V190H193ZM196 191V190H195ZM143 192V191H142ZM148 192H149V190H148ZM153 192V191H152ZM161 192H162V189H161ZM146 193V192H145ZM155 193V192H154ZM192 193V192H191ZM109 194H111V193H109ZM128 194H131V195H134V193L133 192H129L128 191V193H127V195ZM138 194V193H137ZM153 194V193H152ZM155 194H157V193H155ZM155 194H154V196H155ZM160 194V193H159ZM179 194H181V193H178L177 195H179ZM193 194V193H192ZM106 195L107 196H109L107 193H106ZM147 195V194H146ZM170 195H171V192H170ZM175 195V194H174ZM191 195V194H190ZM120 196V195H119ZM135 196V195H134ZM137 196V195H136ZM140 196V195H139ZM138 196V197H139ZM142 196V195H141ZM147 196H149V195H147ZM153 196V195H152ZM161 196V195H160ZM164 196V195H163ZM166 196V195H165ZM168 196H167V198H168ZM180 196V195H179ZM188 196V195H187ZM103 197V196H102ZM125 197V196H124ZM158 197H159V195H158ZM162 197V196H161ZM170 197V196H169ZM171 197H173V192H172V196ZM182 197H183V195H182ZM184 197H185V195H184ZM189 197V196H188ZM104 198V197H103ZM102 198V199H103ZM129 198H131V197H129ZM148 198V197H147ZM156 198V197H155ZM154 198V199H155ZM174 198H176V196H174ZM174 198H172V199H174ZM106 199V198H105ZM118 198H116V200H117ZM123 200H125L124 198H122ZM121 199V200H122ZM131 199H133V198H131ZM149 199V198H148ZM171 199V198H170ZM171 199V200H172ZM181 199H183V198H181ZM109 200V199H108ZM110 200H111V203L113 202L112 201V197H110ZM109 200V201H110ZM115 200V199H114ZM129 201H130V199H128ZM176 200V199H175ZM105 201V200H104ZM120 201V200H119ZM128 201V202H129ZM135 201V200H134ZM138 201V200H137ZM178 201L180 202V200L178 199ZM183 201V200H182ZM188 201V200H187ZM186 201V202H187ZM127 202V201H126ZM127 202V203H128ZM173 202V201H172ZM129 204V203H128ZM125 205V204H124ZM131 205V204H130ZM116 206V205H115ZM114 206V207H115ZM106 207V206H105ZM109 207V206H108ZM110 207H112V205L110 206ZM119 207V206H118ZM121 207H123L124 208V206H122V204H121ZM241 209V208H240ZM116 210V209H115ZM121 210H122V208H121ZM237 210V209H236ZM46 211V210H45ZM100 211V210H99ZM143 211V210H142ZM144 212V211H143ZM55 213V212H54ZM53 213V214H54ZM106 213V212H105ZM104 213V214H105ZM116 213V212H115ZM114 213V214H115ZM232 213V212H231ZM46 214V213H45ZM107 214V213H106ZM142 214V213H141ZM153 214H154V212H153ZM233 214H235V213H233ZM248 214V213H247ZM110 215V214H109ZM249 215V214H248ZM247 215V216H248ZM220 216V215H219ZM259 216V215H258ZM264 216V215H263ZM137 217H138V215H137ZM195 217V216H194ZM210 217V216H209ZM227 217V216H226ZM229 217V216H228ZM117 218V217H116ZM156 218V217H155ZM163 218V217H162ZM237 218V217H236ZM258 218V217H257ZM260 218V217H259ZM127 219V218H126ZM152 219V218H151ZM150 219V220H151ZM194 219V218H193ZM203 219H205V218H203ZM210 219V218H209ZM218 219V218H217ZM225 219V218H224ZM246 219V218H245ZM248 219V218H247ZM114 220V219H113ZM118 220V219H117ZM141 221L142 220H144V219H140ZM168 220V219H167ZM174 220V219H173ZM177 220V219H176ZM179 220V219H178ZM206 220V219H205ZM205 220H204V222H205ZM213 220V219H212ZM126 221V220H125ZM148 221V220H147ZM153 221V220H152ZM172 221V220H171ZM207 221H209V220H207ZM219 221V220H218ZM236 221V220H235ZM239 221V220H238ZM240 221H242V220H240ZM260 221V220H259ZM120 222H122V220L120 221ZM134 222H135V220H134ZM140 222V221H139ZM138 222V223H139ZM151 222V221H150ZM168 222V221H167ZM176 222V221H175ZM179 222V221H178ZM224 222V221H223ZM246 222V221H245ZM262 222V221H261ZM114 223H116V221L114 222ZM152 223V222H151ZM154 223V222H153ZM169 223V222H168ZM185 223V222H184ZM188 223V222H187ZM202 223V222H201ZM214 223V222H213ZM219 222H217V224H218ZM240 223V222H239ZM249 223V222H248ZM124 224V223H123ZM164 224V223H163ZM163 224H162V226H163ZM195 224V223H194ZM209 224V223H208ZM216 224V225H217ZM220 224V223H219ZM233 224H234V222H233ZM261 224V223H260ZM134 225V224H133ZM137 225V224H136ZM143 225V224H142ZM153 225V224H152ZM156 225V224H155ZM179 225V224H178ZM182 225V224H181ZM185 225V224H184ZM189 225V224H188ZM210 225V224H209ZM208 225V226H209ZM212 225V224H211ZM221 225V224H220ZM254 225V224H253ZM125 226V225H124ZM124 226H123V228H124ZM132 226V225H131ZM140 226V225H139ZM159 226V225H158ZM166 226V225H165ZM186 226V225H185ZM203 226V225H202ZM219 226V225H218ZM237 226V225H236ZM261 226V225H260ZM128 227H129V225H128ZM141 227V226H140ZM139 227V228H140ZM172 227V226H171ZM170 227V228H171ZM189 227H191V226H189ZM199 227V226H198ZM227 227H228V225H227ZM246 227V226H245ZM248 227V226H247ZM254 227V226H253ZM262 227L263 226H261L260 228L262 229ZM116 228V227H115ZM127 228V227H126ZM158 228V227H157ZM167 228V227H166ZM199 228H201V227H199ZM205 228V227H204ZM210 228V227H209ZM233 228H235V227H233ZM259 228V229H260ZM128 229V228H127ZM143 229V228H142ZM161 229V228H160ZM159 229V230H160ZM163 229V228H162ZM176 229V228H175ZM179 229V228H178ZM185 229V228H184ZM189 229V228H188ZM193 229V228H192ZM202 229H203V227H202ZM201 229V230H202ZM215 229H218V232H219V228L217 227V228H214L213 229V231L215 232ZM223 230H224V228H222ZM230 229V228H229ZM237 229V228H236ZM247 229V228H246ZM258 229V228H257ZM126 230V229H125ZM181 230V229H180ZM200 230V231H201ZM205 230V229H204ZM210 230H212V228L210 229ZM232 231L234 230V229H231ZM231 230H229V231H231ZM151 231V230H150ZM152 231H154V230H152ZM171 231V230H170ZM177 231V230H176ZM198 231V230H197ZM238 231V230H237ZM240 231V230H239ZM238 231V232H239ZM247 231V230H246ZM251 231H252V229H251ZM255 231H257L258 232V230H255ZM261 231V230H260ZM263 231V230H262ZM144 232V231H143ZM155 232V231H154ZM153 232V233H154ZM161 232L162 231H160V235H161ZM164 232V231H163ZM162 232V233H163ZM167 232V231H166ZM165 232V233H166ZM182 232V231H181ZM181 232H179V233H181ZM194 232V231H193ZM206 232V231H205ZM208 232H209V230H208ZM224 232H225V230H224ZM123 233H125V231L123 232ZM196 233H198V232H196ZM210 233V232H209ZM208 233V234H209ZM217 233V232H216ZM222 233V232H221ZM220 233V234H221ZM253 233H254V231H253ZM122 234V233H121ZM148 234V233H147ZM146 234V235H147ZM150 234V233H149ZM210 234H215V233H210ZM218 234V233H217ZM219 234V235H220ZM225 234H227V233H225ZM237 234V233H236ZM241 234V233H240ZM248 234V233H247ZM251 234V233H250ZM249 234V235H250ZM256 234V233H255ZM145 235V234H144ZM155 235H156V233H155ZM163 235V234H162ZM232 236H233V234H231ZM230 234H229V236H231ZM262 235V234H261ZM130 237H131V234L129 235ZM128 236V237H129ZM133 236H135V235H133ZM153 236V235H152ZM166 236V235H165ZM199 236V235H198ZM214 236H216V235H214ZM214 236H212L213 237V239H211V238H209V239H207V241H206V244L208 243V246L207 247H209V248H211V246L213 245V244H211V242H212V240H215V238H214ZM236 236V235H235ZM238 236V235H237ZM157 237V236H156ZM166 237H168V236H166ZM206 237H208V236H206ZM220 236H218V238H219ZM221 237H222V235H221ZM227 237V236H226ZM238 237H240V235L238 236ZM254 237V236H253ZM253 237H251L252 239H253ZM262 237V236H261ZM155 238V237H154ZM162 238V237H161ZM165 238V237H164ZM176 238V237H175ZM224 238V237H223ZM231 238V237H230ZM229 238V242L230 243H232L231 242V239ZM233 238H235V237H233ZM248 238V237H247ZM256 238V237H255ZM131 239V238H130ZM156 240H157V238H155ZM167 239V238H166ZM169 239V238H168ZM188 239V238H187ZM226 239H224L225 241H226V243H227V240ZM238 240H240V238H237ZM236 239V240H237ZM263 239V238H262ZM154 240V239H153ZM152 240V241H153ZM155 240V241H156ZM170 240V239H169ZM175 240V239H174ZM194 240V239H193ZM222 240V239H221ZM254 241H256L255 239H253ZM155 241H153L154 242V245H155ZM165 241V240H164ZM163 241V242H164ZM168 241V240H167ZM176 241V240H175ZM252 241V240H251ZM262 241V240H261ZM3 242V241H2ZM161 242V241H160ZM205 242V241H204ZM223 240H222V244H223ZM239 242H241V241H239ZM140 243V242H139ZM143 243V242H142ZM165 243V242H164ZM186 243V242H185ZM197 243V242H196ZM226 243H225V245H226ZM229 243V244H230ZM235 243V242H234ZM238 243V242H237ZM234 244L233 246L231 245L230 246V248H226V251L225 252H221V250L219 251V252H217L216 250V252L214 253V251H213V253L214 254H209L208 253V255L206 256V259L204 260V262H206L207 264H215L216 262H220V261H222V263L224 264V263H227L228 261H232L233 263H237V261H234L235 259L237 260V259H242V258H246V260L248 261H245L246 263H248V264H264V247H252L251 245H250V243H249V245L251 246V247H249V246H245V245H242V244ZM243 244H244V241L242 242ZM252 243H254L253 241H252ZM257 243H260V242H257ZM109 244V243H108ZM145 244V243H144ZM158 244V243H157ZM166 244H168V242L166 243ZM165 244V245H166ZM183 244H184V242H183ZM187 244V243H186ZM218 244H219V242H218ZM221 244V245H222ZM228 244V243H227ZM245 244H246V242H245ZM121 245V244H120ZM120 245H118V246H120ZM142 245V244H141ZM165 245H163L164 247H165ZM172 245V244H171ZM194 245V244H193ZM248 245V244H247ZM254 245V244H253ZM261 245H263V244H260V246ZM48 246V245H47ZM50 246V245H49ZM131 246H132V244H131ZM133 246H135V245H133ZM132 246V247H133ZM145 245H143V247H144ZM161 246V245H160ZM166 246H168V245H166ZM178 246V245H177ZM190 246H192V245H190ZM199 247H200V245H198ZM223 246V245H222ZM228 246V245H227ZM227 246H223V248L224 247H227ZM46 247V246H45ZM50 247H52V246H50ZM49 247V248H50ZM91 248H92V245L90 246ZM96 247V245L94 246V248ZM107 247V246H106ZM128 247H130L129 245H128ZM128 247H125V248H128ZM132 247H130V248H132ZM146 247V246H145ZM144 247V248H145ZM148 247V246H147ZM169 247V246H168ZM181 247V246H180ZM180 247H178V248H180ZM187 246H185L184 248H186ZM202 247H203V249L204 248H206V249H202L203 250V253H204V251L207 253V250H209L207 247H205V246H203L202 245ZM219 247V246H218ZM3 247H1V249H2ZM91 248H88V250L89 249H91ZM94 248H92L93 250H95ZM102 248V247H101ZM104 249H105V247H103ZM111 248V247H110ZM136 248H140V246H139V244H138V246H137V244H136ZM136 248H135V250H130V249H125L123 252H121V251H118V252H116V255L115 256H111V255H113V254H111L110 252H108L109 250H105L106 252H108L109 254H111L110 256H108L109 257V259L111 260L109 263H111L112 261H114V262H116L117 264H141V262H145V260H146V258L147 259H155L156 258V255H155V249H151L150 247H148L149 249H145V250H136ZM144 248H142V249H144ZM153 248V247H152ZM167 248V247H166ZM172 248V247H171ZM190 248L191 247H189V253H190V251L192 252V249L194 248V246H193V248L190 250ZM197 248V247H196ZM220 248V247H219ZM222 248V247H221ZM222 248V249H223ZM1 249H0V252H3V257L4 258H1V259H5V261H4V263H7V264H14V259H13V257H14V254H15V251H14V249L13 248H8L7 250H5V252L3 251V249H2V251H1ZM54 249V248H53ZM91 249V250H92ZM97 249V248H96ZM100 249V248H99ZM106 249H108V248H106ZM112 249H113V247H112ZM124 249V248H123ZM158 249V248H157ZM161 249V248H160ZM160 249L158 250V252L160 251ZM168 249V248H167ZM167 249L165 250V251H167ZM174 249H175V247H174ZM187 249H188V247H187ZM228 249V250H227ZM46 250H47V247H46ZM51 250V249H50ZM98 250V249H97ZM120 250V249H119ZM122 250V249H121ZM162 250V249H161ZM171 250V249H170ZM212 250V249H211ZM210 250V251H211ZM48 251H49V249H48ZM56 252H57V250H55ZM74 251V250H73ZM90 251V250H89ZM113 251L114 250H112V253H113ZM115 251H117V250H115ZM115 251H114V253H115ZM174 251V250H173ZM180 251H182V250H180ZM184 251V250H183ZM185 251H187L186 249H185ZM198 251H200V248H199V250ZM197 250H196V252L194 253L195 255H193V254H188L187 252L185 253V254H183V253H181L182 255H180V256H182V257H178V259H182V260H180V263H182V262H185L186 263V261H193L194 262V260H198V259H196V254H198L197 252H198ZM210 251H208V252H210ZM156 252H157V250H156ZM162 252V251H161ZM168 252V251H167ZM167 252H165V253H167ZM94 254L96 253L97 254V252H93ZM105 253V252H104ZM103 252H102V254H104ZM118 253V254H117ZM193 253V252H192ZM200 255H202V252L200 251ZM206 253H204L203 255H205ZM210 253H212V252H210ZM2 254V253H1ZM32 253L29 251L28 253H27V256H26V258L24 259V260H26V264H36V262L34 261V259H33V257L32 256H30ZM48 256H49V258H48V260L50 259V258H52V256L54 255L53 253H51V252H48ZM102 254H100V255H102ZM179 254V253H178ZM98 255V254H97ZM96 255V256H97ZM161 255V254H160ZM177 255V254H176ZM0 256H2V255H0ZM55 256H56V258L55 259H52V262L50 263V264H83V260H85L84 258H83V260L81 259V263L80 262H78V261H76L74 258H73V252H72V250H70L69 248H66V247H60L59 249H58V252H57V254H55ZM54 256V257H55ZM92 256V255H91ZM105 256V255H104ZM106 256V257H107ZM162 257H164L165 258V256H163V255H161ZM168 256V255H167ZM82 257V256H81ZM90 257V256H89ZM100 257V256H99ZM99 257H98V259H99ZM102 257V256H101ZM100 257V258H101ZM107 257V258H108ZM149 257V258H148ZM199 257V256H198ZM204 258V256H201V258ZM88 258V257H87ZM94 258H95V256H94ZM93 258V259H94ZM97 258V257H96ZM104 258V257H103ZM107 258H105V260L107 259ZM163 258V259H164ZM173 258V257H172ZM176 258V257H175ZM97 259V262H95V263H97L98 264V261L99 260H102V259H99L98 260ZM160 258H158V260H159ZM104 260V259H103ZM105 260L103 261V262H105ZM157 260V259H156ZM172 260V259H171ZM200 260V259H199ZM199 260H198V262L196 263V264H198L199 263ZM245 260V259H244ZM243 260V261H244ZM23 261V260H22ZM152 261V260H151ZM154 261V260H153ZM161 261V260H160ZM159 261V262H160ZM164 261H165V259H164ZM167 262L169 261L168 259L166 260ZM174 261V260H173ZM201 261H202V259H201ZM223 261H225V262H223ZM243 261H242V263H243ZM49 262H50V260H49ZM94 262H92L93 264H95ZM157 262V261H156ZM175 262H176V260H175ZM178 262V261H177ZM196 262V261H195ZM195 262H194V264H195ZM203 262V261H202ZM203 262V263H204ZM85 263V262H84ZM105 263H108L107 262V260H106V262ZM149 263H150V261H149ZM163 263V262H162ZM169 264H170V262H168ZM184 263V264H185ZM232 263V264H233ZM238 263H241L240 262V260H239V262ZM241 263V264H242ZM246 263H244V264H246ZM0 264H1V261H0ZM2 264H3V261H2ZM99 264H104V263H100V261H99ZM113 264V263H112ZM146 264H147V261H146ZM153 264H156L155 262L153 263ZM173 264H175L174 262H173ZM176 264H178V263H176ZM187 264H189V263H187ZM193 264V263H192ZM217 264H220V263H217ZM228 264H231V263H228Z\"/></svg>",
  "mask_w": 264,
  "mask_h": 264
}]
</instances>
